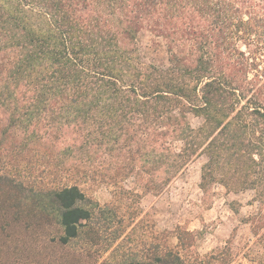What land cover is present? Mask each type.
Segmentation results:
<instances>
[{"label":"trees","instance_id":"16d2710c","mask_svg":"<svg viewBox=\"0 0 264 264\" xmlns=\"http://www.w3.org/2000/svg\"><path fill=\"white\" fill-rule=\"evenodd\" d=\"M147 33L166 63L144 61ZM201 155L203 199L252 191L264 245V0H0V231L54 222L66 245L97 215L137 216L94 186L156 194ZM170 235L118 264H187L195 234Z\"/></svg>","mask_w":264,"mask_h":264},{"label":"rangeland","instance_id":"374dc122","mask_svg":"<svg viewBox=\"0 0 264 264\" xmlns=\"http://www.w3.org/2000/svg\"><path fill=\"white\" fill-rule=\"evenodd\" d=\"M142 44L144 61L166 63L160 39L147 33ZM189 121L194 128L201 123L192 116ZM205 161L204 155L195 158L181 175L156 194L143 193L141 180L137 178L122 182L125 202L118 203L119 198L115 201L107 187L94 186L90 192L93 201L102 207L125 208L130 204L137 216L130 219L129 214L123 213L107 218L97 215L81 228L79 237L66 245L58 241L61 231L54 222L29 228L12 225L6 231L1 230L5 264H118L127 257L146 258L154 245L163 248L166 243L172 247L177 244V239L170 235L176 227L195 234L194 245L184 252L180 250L187 264H201L197 257L211 255L218 258L214 264H260L259 256L264 251L262 237L254 236L252 226L245 222L257 213L254 193H227L217 185L213 196L205 201L199 189ZM232 207L238 209V214ZM120 228L125 231L117 239ZM165 234L169 237L165 238Z\"/></svg>","mask_w":264,"mask_h":264}]
</instances>
